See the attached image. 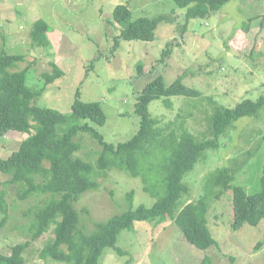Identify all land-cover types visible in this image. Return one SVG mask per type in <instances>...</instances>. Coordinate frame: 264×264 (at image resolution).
Masks as SVG:
<instances>
[{"label": "rangeland", "instance_id": "374dc122", "mask_svg": "<svg viewBox=\"0 0 264 264\" xmlns=\"http://www.w3.org/2000/svg\"><path fill=\"white\" fill-rule=\"evenodd\" d=\"M119 5L132 12L131 22L170 18L159 25L151 42L117 40L125 28L114 22ZM184 14L173 0H0V53L24 57L12 71H28L27 85L42 89L36 99L38 106L70 114L78 90L83 102L100 103L107 117L105 125L80 124L87 122L115 146L128 142L139 131L135 105L144 87L159 76L167 86L181 78L200 95L173 97L172 109L163 99L155 100L149 112L159 120L158 128L182 123L200 140H208L212 138L210 116L215 104L233 109L264 94V0H233L209 18L190 19L183 36L179 26L185 24ZM38 21L50 28L46 48L31 41ZM166 49L172 52L163 59ZM52 63L64 75L47 85L45 75L53 73ZM27 137L15 131L0 136V159L17 151ZM74 142L79 146L74 158L92 166V179L98 185L75 204L79 214L76 234L92 235L98 224L116 215L155 204L157 199L144 190L146 183L141 177L118 169L100 170L103 148L89 129L79 130ZM155 162V156L145 160L151 167ZM223 167L234 170V184L248 194L261 191L264 109L259 116L237 121L220 138L218 147L207 150L205 158L186 174L184 183L190 192L182 197L179 208L204 195L206 177ZM8 180L9 176L0 173L8 215L1 227L7 215L0 211V253L9 255L14 246L29 243L24 253L26 264H63L40 255L54 237L52 229L39 240L32 238L34 212L47 197L22 198L24 188L6 186ZM147 185L156 186L154 171ZM232 199L231 191L208 198L207 226L215 244L207 250L190 244L171 219L160 224L136 222L133 230L118 237L117 247L125 255L106 248L99 264H201L206 257L212 264H264V220L256 227L246 224L234 230Z\"/></svg>", "mask_w": 264, "mask_h": 264}, {"label": "trees", "instance_id": "16d2710c", "mask_svg": "<svg viewBox=\"0 0 264 264\" xmlns=\"http://www.w3.org/2000/svg\"><path fill=\"white\" fill-rule=\"evenodd\" d=\"M231 1L173 0L177 7L185 11V24L179 26L180 34L185 35L190 19L209 18ZM131 17L132 12L127 6L116 7L114 22L125 28L120 30L121 34L115 39L151 42L155 39L159 25L170 18L158 16L131 22ZM171 21L172 18L169 23ZM49 31L47 23L36 22L30 36L33 44L46 48L49 44L46 33ZM171 52L166 49L162 58L170 56ZM23 60L22 56L4 51L0 53V136L4 137L10 131L28 136L17 151L6 159H0V173L9 176L6 186L15 184L24 188L22 198L35 195L47 197L44 204L35 210L31 225L35 241L51 229L54 235L42 249V259H52L63 264H99L106 248L117 251L121 256L125 255L117 247L118 237L125 230H133L136 222L160 224L168 219L176 223L190 244L200 250H207L215 244L207 226L208 198H219L228 191L233 194L234 230L246 224L256 227L264 220V172L261 191L250 195L243 187L234 184V170L218 168L204 180L205 194L179 208L182 197L190 192L184 183L186 174L205 158L207 150L218 147L220 138L237 121L259 116L264 109V94L256 101L246 99L233 109L215 104L210 116L212 138L200 140L182 123L158 128L159 120L149 112V105L153 101L163 99L166 107L172 109L173 97L200 95L197 90L187 87L181 78L167 86L164 77L159 76L147 84L137 97L135 112L140 118L138 133L128 142L115 146L105 142L87 122L80 124L89 121L102 127L107 120L101 104L83 102L80 90L77 91L70 114L38 106L36 99L42 94V89L36 90L27 85L28 71H12ZM52 67L53 73L45 75L47 85L64 75L54 63ZM88 129L103 148L99 158L100 170L118 169L129 172L134 178L141 177L146 183L144 190L157 200L151 208L140 205L98 224L97 230L86 236L76 234L79 214L75 204L84 193L96 190L98 185L92 179V166L82 159L74 158L79 149L74 138L79 130ZM153 156L157 162L151 167L145 160ZM152 171L156 174V186L147 185ZM128 198L132 200L133 193ZM0 211L7 215L4 190L0 191ZM7 217L1 227L5 225ZM28 246L29 243H21L14 246L9 255L0 253V264H26L24 253ZM201 264H212V261L206 257Z\"/></svg>", "mask_w": 264, "mask_h": 264}]
</instances>
